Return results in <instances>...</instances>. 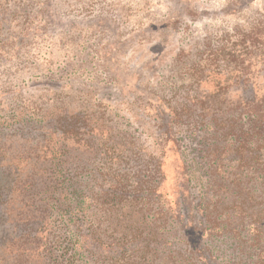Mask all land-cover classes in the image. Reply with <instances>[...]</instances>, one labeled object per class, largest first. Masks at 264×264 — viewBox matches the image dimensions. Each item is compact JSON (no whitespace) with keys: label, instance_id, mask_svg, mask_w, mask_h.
I'll list each match as a JSON object with an SVG mask.
<instances>
[{"label":"trees","instance_id":"16d2710c","mask_svg":"<svg viewBox=\"0 0 264 264\" xmlns=\"http://www.w3.org/2000/svg\"><path fill=\"white\" fill-rule=\"evenodd\" d=\"M209 59L150 153L89 109L0 123V264H264V29Z\"/></svg>","mask_w":264,"mask_h":264},{"label":"rangeland","instance_id":"374dc122","mask_svg":"<svg viewBox=\"0 0 264 264\" xmlns=\"http://www.w3.org/2000/svg\"><path fill=\"white\" fill-rule=\"evenodd\" d=\"M261 29L264 0H0V123L89 109L150 153L143 108L193 100L211 52Z\"/></svg>","mask_w":264,"mask_h":264}]
</instances>
